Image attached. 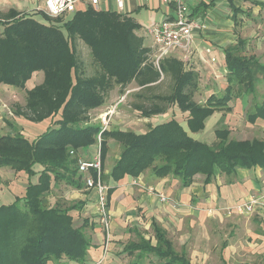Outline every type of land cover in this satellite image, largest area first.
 <instances>
[{"label": "trees", "instance_id": "16d2710c", "mask_svg": "<svg viewBox=\"0 0 264 264\" xmlns=\"http://www.w3.org/2000/svg\"><path fill=\"white\" fill-rule=\"evenodd\" d=\"M140 27L128 12L88 5L76 4L68 17L13 8L0 13V84L24 87L34 71L43 72L42 81L25 90L26 101L16 105L13 114L34 123L49 119L47 129L33 140L17 132L0 135V165L29 176L36 173L33 165L42 166L37 182L28 181L22 197L8 205L0 203V264L85 262L92 245L85 227L91 229L92 224L85 217L75 225L69 214L72 209L80 210L84 201L58 200L45 206L42 198L52 190V179L83 187L77 170L79 151L98 143L99 132L102 170L110 139L122 146L109 173L102 174L105 183L126 174L137 177L150 169L159 177H179L184 187L198 172L208 182L216 167L228 174L237 167L264 166V141L259 138L233 140L227 129L217 128V140L209 144L187 130H203L205 120L232 97L233 86L252 91L254 57L240 52L243 40L224 49L228 69L225 94L212 93L200 103L195 99L198 71L171 54L159 61L158 68L154 64L157 51L145 44L137 32ZM82 44L90 53L91 74L81 57ZM163 75L172 81L169 91H153ZM133 82L138 89L131 94L135 98L129 103L132 109L151 117L175 105L188 111L187 128L175 118L139 133L114 127L101 131V125L89 122L91 110L105 103L110 90L117 87L123 96ZM255 116L264 118V102L249 119ZM111 191L112 187L107 196ZM151 225L155 243L142 236L124 250L138 259L152 255L155 260L148 264H192L184 249L175 250L161 226L155 221Z\"/></svg>", "mask_w": 264, "mask_h": 264}, {"label": "crops", "instance_id": "0c3cea01", "mask_svg": "<svg viewBox=\"0 0 264 264\" xmlns=\"http://www.w3.org/2000/svg\"><path fill=\"white\" fill-rule=\"evenodd\" d=\"M44 1L0 0V13L3 14L10 8L22 13L42 12ZM186 3L191 6L192 15L195 18L207 23L206 29L194 33L191 52L187 55L182 51L183 57H181L186 64L198 71L199 87L195 95L198 102L204 103L212 93L217 96L225 94L228 85V69L224 50L226 46L237 44L238 40H243L240 52L248 57H254L253 77L255 79L252 91H247L241 85L233 86L232 97L225 106L215 110L205 120V132L211 130L213 136L211 141L205 139V142L212 144L217 140L214 133L217 128L227 129L229 138L233 140L259 138L264 141V118L255 116L249 119V115L255 112L256 107L264 102V0H186ZM76 4L85 6V3L80 1ZM98 8L118 10L113 0L103 1ZM124 8V12L129 14L138 15L144 11L147 21L153 15L152 24L169 16L173 10L170 2L161 0H125ZM37 16L39 17V15ZM156 16L160 18L158 19ZM155 19L156 21H154ZM147 28H145V33ZM153 45L154 41L148 46ZM177 51L179 50H174L170 54L177 56ZM201 76H204L207 83L203 84ZM201 93H205V98L202 99ZM108 100L110 97L107 98ZM15 105L23 104L16 103ZM2 106L3 104L0 109ZM104 111L108 112V110ZM176 112L177 118L179 115H184L180 123L187 128L188 111L176 110ZM12 116L2 117L0 130L4 129L7 133L9 129L7 122H9L11 128L17 129L16 131L29 140L35 139L34 136L45 131L49 124V119H45L41 121L44 122L42 128L40 125L31 126L28 123L30 121L23 116L19 117L13 113ZM143 121L150 125L149 117H143ZM109 127L111 128L108 125ZM116 127L118 126L115 125L114 128ZM207 128L208 130H206ZM187 130L195 137L196 132H190L188 128ZM203 130H199L202 131V137ZM94 154L95 152L92 155L79 153V156L91 159ZM119 155L115 156L110 165H107V159H104V174L109 173ZM41 168L40 164L33 165L32 169L36 173L29 176L25 171H15L9 166L0 165V203L8 205L15 197H22L27 182H37ZM81 175L83 179L84 174ZM192 181L190 185L183 187L181 181L171 174L159 177L154 175L151 170H146L137 177L126 174L117 181L109 179L106 184L110 185V188L112 187V191L107 197L112 217L110 243L105 249L104 233L96 212V191L87 188L84 183L82 188H75L72 185H66L63 181L55 182L52 179L50 184L52 190L42 198L44 205L53 206L58 200L84 201L80 210L72 209L69 214L73 216L74 223H78L75 225H80L85 217L88 218L89 224H92L91 229L89 225L85 227L90 234L92 243L87 250L85 262L70 260L62 264L113 263L115 257L112 256V253L116 245L122 247L121 253L117 257H126V260L121 264H146L143 262L145 257L155 260L152 255L138 259L135 253L124 250L131 241H137L142 236L148 238L139 231L141 215L144 216L148 228L150 227L153 231L154 227L151 224L155 221L166 231V236L173 243L199 244L198 253L194 249L189 252L192 264H195L192 259L196 258V254H199L198 257L202 259V263L210 256L213 258L217 254L220 258V262L217 264H264L263 210L256 207L253 212L242 214L233 209V206L250 196L264 194V166L257 164L252 167H237L228 174L221 172L216 167L208 182L204 181V174L199 172L193 176ZM160 192L169 200L162 201L158 197ZM204 224H206L207 232L210 235L219 238L220 246L217 243L212 246L216 254L206 251L208 249L205 248V243V246L201 245L202 240L207 241V239L201 238L208 234L204 231ZM196 231H198L199 237L194 235ZM133 237L136 238L132 239ZM152 239L150 238L152 243H155L154 231ZM244 256H246L245 259ZM49 264L57 263L49 262Z\"/></svg>", "mask_w": 264, "mask_h": 264}, {"label": "rangeland", "instance_id": "374dc122", "mask_svg": "<svg viewBox=\"0 0 264 264\" xmlns=\"http://www.w3.org/2000/svg\"><path fill=\"white\" fill-rule=\"evenodd\" d=\"M72 13H74V11L71 12H67L65 13V17L70 16ZM145 12L142 11V13L136 15V14H131L138 22H141V27L137 30V32L142 35L144 37V42L146 45H150L151 43H153V36L151 35H146L147 33H145V28L150 27V25L152 24V20L154 19V16L151 15L150 19L147 21L145 19L144 16ZM156 18H160L158 16H156ZM145 19V20H143ZM156 21V19L154 20ZM81 57L85 62V66L86 68H88L89 73H93L94 68L93 66L89 63L91 62V58H90V53H88V50L83 46V44L81 45ZM176 55L178 57H183V53L182 51H177ZM202 79L203 84L207 83L205 82V78L204 76L200 77ZM43 79V72L41 70H37L34 71V73L32 74V76L25 82V86L21 87V86H15V85H4V84H0V106L3 104V106L0 109V121L2 120V117H13L12 113H13V109L15 108V104H24L26 99H25V93H26V89L35 86L36 83L41 82ZM161 81L155 86V88L153 89V91L155 92H162V93H167V91H169L170 87H171V79L169 78L168 75H163L162 78H160ZM138 87L135 88V83H131L127 86V90L126 92L123 94V96H119V90L116 87L115 89H112L109 91L108 94V98L110 97V100L107 101L100 106L94 107V109L91 110L90 112V119L89 122L91 123H98L99 125L102 124V117L105 116V111L104 110H108L109 114L107 116L108 118V125L111 127H114L115 125L118 126L116 128H120L122 130L124 129H129L132 130L136 133L139 132H144L146 131L150 126H152L154 123H159L162 121H166L167 119L170 118H175L177 121L180 122V120H182L184 118V115L182 114V116L179 115V117H176V110L180 111L179 108H177L175 105L171 106L168 108V111L164 114H158V115H153L151 117H149V124H146L143 121V116L140 114L139 111L134 110L131 108L130 106V101H132L133 99H135L131 94L135 91H137ZM202 99L205 98V93L202 94ZM111 101V102H110ZM112 103V104H111ZM102 108V109H100ZM100 109V110H99ZM29 125L33 126V125H40L41 128L43 127L44 122H28ZM39 123V124H38ZM7 126L8 129L7 132L10 131H14L19 133V131H16L17 129L15 128H11V124H9V122H7ZM28 125V124H27ZM29 130V128H28ZM208 130V128L206 129ZM0 133H6L3 130H0ZM205 133V134H204ZM39 134V133H38ZM1 135V134H0ZM229 137V135H227ZM37 136H34V138H36ZM194 137V136H193ZM204 137V138H203ZM203 137H202V131H197L195 134V138L200 139L205 141V139H207L208 141L212 140V131H206L205 129L203 130ZM216 141V140H215ZM214 141V142H215ZM213 143V142H212ZM98 148V143H96L95 145H91L88 146V148H81V150L79 151V153H89V154H93L94 152H96ZM122 146L115 140L110 139L109 141V150L107 152V157H106V164L110 165L112 160L115 158V156L117 154H119V152L121 151ZM95 156V155H94ZM92 159V158H91ZM10 169H12L11 167H9ZM150 170V169H147ZM104 171V169H103ZM178 180L179 177H176ZM161 193V192H160ZM162 200V199H161ZM162 201H168V200H162ZM245 214V213H244ZM141 222L139 224L140 227V232H143L145 234L146 237L151 238L153 236V231L152 229L146 226V220L144 218L143 215H141ZM74 224H78V223H74ZM202 228V226H201ZM200 230V229H199ZM88 231V230H87ZM204 231L207 234V227L206 224H204ZM202 232V231H201ZM195 236L197 235V237H199V233L198 231H196V233L194 234ZM193 236V235H192ZM201 237V236H200ZM136 237H133L132 239H135ZM202 239H207V241L202 240L201 245L206 244V247L208 250L206 251H210L215 253L214 249H212V246L217 243L218 246H220V241L219 238L214 237L213 235H210L209 233L207 234V236L205 237H201ZM200 238V239H201ZM212 238V239H211ZM94 239V238H93ZM96 240V238L94 239ZM153 240V239H152ZM205 243V244H204ZM174 244V248L176 251H181L182 249H184L186 251V254H188V256L190 257L189 252L191 250L194 249V251H196L198 253L199 251V244H195L192 242H186V244H181L179 242L173 243ZM210 245V246H208ZM217 246V248H218ZM121 246L116 245V247L113 248V253L112 256L115 257V261L113 263L110 264H121L126 260L125 258H121V257H117L119 256V254L121 253ZM216 248V249H217ZM103 252V251H102ZM205 253V252H204ZM195 254V253H194ZM208 254V253H205ZM216 254V253H215ZM199 254H196V258L192 259L194 260L193 262L195 264H217V262H220V258H218V255L216 254L213 258L212 256H210L209 258H207L205 260L204 263L201 262L202 259H200L198 257ZM244 259L246 258V256L243 257ZM149 257H145L143 262H146V264L148 263ZM262 260V259H260Z\"/></svg>", "mask_w": 264, "mask_h": 264}, {"label": "built area", "instance_id": "2783aa9c", "mask_svg": "<svg viewBox=\"0 0 264 264\" xmlns=\"http://www.w3.org/2000/svg\"><path fill=\"white\" fill-rule=\"evenodd\" d=\"M85 3L88 6L99 7L100 3L105 0H45L43 11L46 15L51 17L61 16L67 12L74 11L76 2ZM116 8L119 11H124L125 0H113ZM162 2H170L173 6L172 12L169 16L165 17L160 22L151 24L147 28L146 33L153 36L154 48L157 51L154 58V64L159 68V61L166 55H169L174 50H181L187 55L191 52V44L194 37V33L204 30L207 27V23L202 20H198L192 15L191 6L186 3V0H161ZM110 112V111H109ZM102 117L101 131L108 127V114ZM100 132L97 135V140L100 142ZM95 152V156L92 159H85L79 157L77 162V170L79 173L84 174V185L89 189L96 191L97 206L96 212L98 213V222L103 229L104 247L105 249L109 245L110 231H111V213L108 208L107 192L110 189V185L103 181L101 169V155L100 148ZM72 153V151H70ZM158 197L162 200H169V198L161 193H158ZM261 208L264 212V194L258 196H250L243 202L233 206V209L238 212L251 213L255 208Z\"/></svg>", "mask_w": 264, "mask_h": 264}]
</instances>
